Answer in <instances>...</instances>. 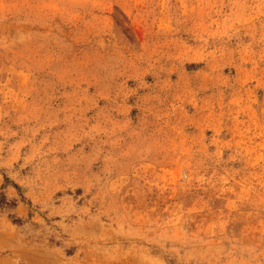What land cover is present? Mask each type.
<instances>
[{"label":"rangeland","instance_id":"rangeland-1","mask_svg":"<svg viewBox=\"0 0 264 264\" xmlns=\"http://www.w3.org/2000/svg\"><path fill=\"white\" fill-rule=\"evenodd\" d=\"M0 264H264V0H0Z\"/></svg>","mask_w":264,"mask_h":264}]
</instances>
